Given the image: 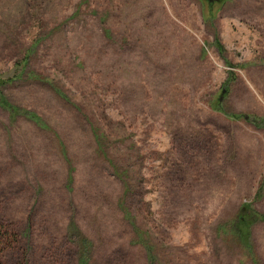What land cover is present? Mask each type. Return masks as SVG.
Here are the masks:
<instances>
[{"label": "rangeland", "instance_id": "1", "mask_svg": "<svg viewBox=\"0 0 264 264\" xmlns=\"http://www.w3.org/2000/svg\"><path fill=\"white\" fill-rule=\"evenodd\" d=\"M231 114L264 118V0H0V263L264 264Z\"/></svg>", "mask_w": 264, "mask_h": 264}, {"label": "trees", "instance_id": "2", "mask_svg": "<svg viewBox=\"0 0 264 264\" xmlns=\"http://www.w3.org/2000/svg\"><path fill=\"white\" fill-rule=\"evenodd\" d=\"M230 78L231 73L229 72ZM232 119H238L242 118L243 120H246L250 122L252 125L258 128H263L264 130V118L263 117H258L253 114H246V115H240V114H231ZM262 191L263 187L259 183L258 186L256 187L254 194H253V199H260L262 196ZM253 221H264V212L259 213L250 208L247 202H243L239 205L236 213V218L232 220V227H231V232L234 233L241 242H245V238L249 236L248 230L249 226ZM3 234L0 229V245L2 243L1 238ZM1 250V247H0ZM1 264V263H0Z\"/></svg>", "mask_w": 264, "mask_h": 264}, {"label": "crops", "instance_id": "3", "mask_svg": "<svg viewBox=\"0 0 264 264\" xmlns=\"http://www.w3.org/2000/svg\"><path fill=\"white\" fill-rule=\"evenodd\" d=\"M90 138H92L93 139V137L92 136H90ZM100 168L101 167H99L98 168V170H100ZM80 169H82V167H80L79 165H77L76 167H75V169H74V171H72V172H69V183L67 184V182H66V185H63V187H80L81 186V184H82V182H83V180H84V177H82L81 176V172L79 173V174H77V170L78 171H80ZM74 173V174H73ZM65 174V173H64ZM111 174V173H110ZM109 173H108V178H107V180H110V179H112L110 176H112V175H110ZM65 176H66V174H65ZM113 180V179H112ZM117 180V179H116ZM116 184V186H119L117 183H115Z\"/></svg>", "mask_w": 264, "mask_h": 264}]
</instances>
